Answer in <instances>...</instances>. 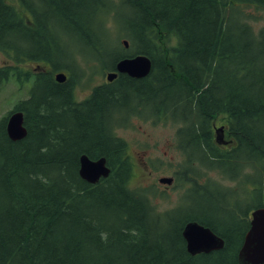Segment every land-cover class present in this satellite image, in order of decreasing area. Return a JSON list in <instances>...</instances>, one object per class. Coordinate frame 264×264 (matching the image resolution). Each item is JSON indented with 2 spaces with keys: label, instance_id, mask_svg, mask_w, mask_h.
Here are the masks:
<instances>
[{
  "label": "trees",
  "instance_id": "16d2710c",
  "mask_svg": "<svg viewBox=\"0 0 264 264\" xmlns=\"http://www.w3.org/2000/svg\"><path fill=\"white\" fill-rule=\"evenodd\" d=\"M22 1L40 12L45 7L50 18L36 20L29 30L18 28L0 0L2 50L11 47L16 30L35 47L59 41L49 35L56 17L83 38L102 69L111 70L119 59L136 53L149 56L153 66L148 77L120 75L81 103H74L68 84L59 85L50 75L39 78L31 98L18 107L27 136L10 140L4 119L0 264H240L249 227L241 205L246 203L247 212L264 207V28L256 30L246 14V7L253 6L264 19V0H120L116 4L129 9L123 16L129 49L106 26V6L115 8L113 0H98L95 7L106 41L81 17L82 0ZM6 73L0 71V78ZM46 84L58 106L45 101ZM130 114L184 124L178 148L187 165L176 175L189 183L186 197L209 189L222 196L221 221L210 216L212 209L203 210L210 223L181 204L159 210L150 188L130 185L134 162L128 144L115 135ZM219 119L233 140L229 148L216 142L213 123ZM83 154L105 157L109 177L97 184L84 181L79 175ZM202 166L238 181L232 189L245 196L211 179L196 181ZM191 221L223 237L225 247L189 254L183 229Z\"/></svg>",
  "mask_w": 264,
  "mask_h": 264
},
{
  "label": "rangeland",
  "instance_id": "374dc122",
  "mask_svg": "<svg viewBox=\"0 0 264 264\" xmlns=\"http://www.w3.org/2000/svg\"><path fill=\"white\" fill-rule=\"evenodd\" d=\"M115 8L109 4L106 6L107 25L111 27L110 32L112 36L116 38L119 36V41L128 39L124 31H126L125 24L123 22V16L128 15L129 9L125 7L123 3L116 4L120 0H113ZM11 3V2H10ZM98 0H82V6L80 7L81 17L87 20V23L93 24V27L98 32L99 36L103 29L99 22L102 16L96 19L95 7ZM13 5V3H11ZM113 5V6H114ZM246 14L248 20L254 26L256 30L264 28V19H259V11L255 7H246ZM44 17L48 20L50 14L44 7ZM103 19V18H102ZM51 32H49L50 38L59 41H50L45 44L44 50H51L54 63L60 66H68L74 74L82 75L77 82L76 88L73 89V96L80 101L88 97L94 87L105 82V70H101L102 65H92L96 60L92 55V50L84 44L82 37L76 36V31L65 25L64 23H58L56 17H54L50 23ZM104 32L107 34L106 30ZM46 33V32H45ZM14 37L19 41L23 47L29 48L28 38H24L21 33H14ZM104 37V36H102ZM105 41L107 40L104 37ZM15 40V38H14ZM47 45V48H46ZM39 47V46H38ZM9 56H6L4 50L0 49V67L4 68L10 65ZM84 59V60H81ZM92 61V63H89ZM23 64V63H22ZM100 69V70H99ZM44 99L46 102H51L54 106H58L59 100L51 98L49 99L48 84L44 89ZM28 90L26 84H18L10 77L9 80L3 82L0 86V126L4 125V118L14 110L15 103L20 100L27 99ZM112 108V107H110ZM151 108V107H150ZM111 112V110H108ZM124 113V109H121ZM145 111V114H148ZM150 114V113H149ZM127 119L122 122V125L116 128V134L126 141L128 144V151L133 159L135 167V175L131 179L130 185L132 187L150 188L151 199L156 204L159 210H166L181 204L185 207L188 214L197 216H203V210H211L210 216L221 221L222 215L218 213V208L222 206L225 201L221 195H217L214 190H208L206 192H200L199 196H194L193 192L185 196V192L188 184L184 182L176 181L167 186L159 183V179L162 178H176V173L182 172L187 165L186 155L182 154L176 149L175 133L178 125L171 121L153 120L147 118L144 115H132L124 116ZM221 124V120L217 121ZM226 140L231 141L229 137ZM200 170V169H197ZM190 172V171H189ZM198 180L204 184L207 180L211 179L214 182H220L221 185L228 188L232 193L236 192L239 197H244L245 194L235 191L232 187L236 186V182H229L226 180L220 172L209 169L207 166H202ZM218 189V188H217ZM239 199V198H237ZM243 199V198H242ZM247 216V213L245 212ZM248 217V216H247ZM209 222V219H205ZM219 227V225H217ZM229 237L231 235L227 234Z\"/></svg>",
  "mask_w": 264,
  "mask_h": 264
},
{
  "label": "water",
  "instance_id": "95a60500",
  "mask_svg": "<svg viewBox=\"0 0 264 264\" xmlns=\"http://www.w3.org/2000/svg\"><path fill=\"white\" fill-rule=\"evenodd\" d=\"M126 47L128 42L124 41ZM152 62L146 55H138L132 58H123L116 65L117 72H109L107 79L113 81L119 73H126L134 78H144L149 75ZM64 74H58L56 79L60 82L65 80ZM24 123L23 113L11 115L7 123V132L13 141L26 137L27 130ZM222 130V129H221ZM220 131V130H218ZM80 176L90 182L97 183L101 177H107L110 169L106 166V159L91 160L83 155L80 158ZM161 182L171 184L172 179H161ZM187 251L195 256L201 253H210L224 247V240L210 228L198 222H189L183 230ZM241 264H264V208H258L252 212L250 229L246 233L242 248L239 252Z\"/></svg>",
  "mask_w": 264,
  "mask_h": 264
},
{
  "label": "flooded vegetation",
  "instance_id": "af4514ba",
  "mask_svg": "<svg viewBox=\"0 0 264 264\" xmlns=\"http://www.w3.org/2000/svg\"><path fill=\"white\" fill-rule=\"evenodd\" d=\"M10 2L13 3V5ZM28 2L31 4L32 0H28ZM3 4L6 9L12 13L10 16L14 19L13 22L15 23V26H17L18 23H21L18 28L29 30L32 27L31 24L36 22V20L40 19L42 21L45 19L44 11L40 12L39 7L33 10L31 6L27 4L24 5L22 0H4ZM16 31H14V33H16ZM17 32L21 33L24 38H28L25 32ZM45 34H47V31ZM28 41L30 42L29 48H25L19 41L16 40L15 37L11 47L8 48L9 57L12 58L9 61L10 68L8 69V74L16 81V83L22 85L26 84L30 89H32L34 82H37L39 78L43 80L47 78L49 72L53 69L54 59L51 50H44L45 44H47L46 42H42L38 45L39 47L33 48L31 41ZM20 70L23 71V76L20 75ZM67 83L68 81L58 84L66 85ZM75 88L76 85L71 86V89ZM91 96L92 91L90 93V97ZM85 99L78 101L75 99V96H73L74 103H81Z\"/></svg>",
  "mask_w": 264,
  "mask_h": 264
}]
</instances>
